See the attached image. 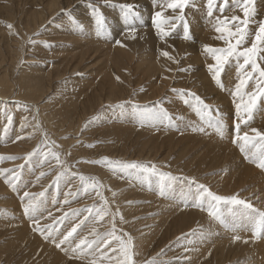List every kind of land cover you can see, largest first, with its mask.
Segmentation results:
<instances>
[{
  "label": "rangeland",
  "instance_id": "1",
  "mask_svg": "<svg viewBox=\"0 0 264 264\" xmlns=\"http://www.w3.org/2000/svg\"><path fill=\"white\" fill-rule=\"evenodd\" d=\"M55 1L61 9L52 13L50 4ZM169 2L0 0V84L2 80L8 83L7 88L0 86V157H5L0 160V187L4 189L0 191V264H120V245L110 233L125 241L132 238L135 264H217L213 253L204 259L197 255L201 246L206 247L204 236L211 237L209 230L216 237L221 231L228 234L227 240L220 236V242L232 244L231 250L264 241V230L256 237L258 212L221 203V222L209 215V197L196 199L198 185L202 184L217 195H237L253 209L264 212V200L259 201L264 196V169L241 152L242 141L237 139L235 128L239 124L241 137L247 133L255 138L248 145L249 155L258 153L261 146L253 129L264 133V97L257 96L251 118L243 111L238 117L236 107L247 103L248 95L257 91L258 73L246 79L241 96H234L243 78L236 61L230 59L224 65L221 87L208 67L215 60L204 51L205 45L226 47L223 40L217 39V19H244L239 0H229L227 6L218 0L211 16L207 0H190L183 11L168 8ZM124 5L131 6V12ZM158 12L162 13L159 18ZM98 15L103 17L102 28L97 26ZM181 16L190 29L188 39L184 38ZM248 19V36L241 49L251 46L259 24L264 22V0H254V15ZM157 23L163 31L158 30ZM126 31L154 38L152 45L144 47L150 56L122 43ZM257 62L264 68V52ZM158 64L167 67L160 70ZM38 80L39 87L32 84ZM31 84L40 92L33 94L36 99L28 100L25 95L33 92L27 89ZM164 112L168 118L163 122L146 119L141 124V114ZM201 127L203 132L194 130ZM221 127L229 130L221 135L217 131ZM214 147L217 152L227 147V152L237 155L234 164L239 165L240 184L244 180L240 177L243 166L254 171V182H245L242 187L233 185L225 193L232 174L228 161L234 155L222 149L223 157H211L210 149ZM38 148L40 151L29 157ZM51 153L59 155V162ZM105 157L113 163L96 162ZM131 162L154 165L159 172L170 173L174 179H164L165 195L161 194L158 176L135 169L122 171L118 166ZM93 183L95 188L90 186ZM174 192L180 194L178 201L173 199L178 197ZM30 198L37 205L31 215L24 211ZM98 211L107 214L100 219ZM194 212L204 216L202 222H183L184 216ZM77 225L76 232L64 241ZM235 225L240 227L236 230ZM81 240L94 243L77 248ZM107 241L111 243L106 246ZM238 255L242 259L245 256L246 261ZM236 256L239 262H247L249 257ZM232 259L225 264L239 263Z\"/></svg>",
  "mask_w": 264,
  "mask_h": 264
},
{
  "label": "snow or ice",
  "instance_id": "2",
  "mask_svg": "<svg viewBox=\"0 0 264 264\" xmlns=\"http://www.w3.org/2000/svg\"><path fill=\"white\" fill-rule=\"evenodd\" d=\"M190 0H170L168 3V8L171 9H183L189 5ZM218 0H207V7H208V16H211L214 11V4H216ZM229 0H222V3L224 6L228 5ZM239 6L241 7L244 15V19H241L238 16H233L229 20V18L225 17L223 20L217 19V24L215 27V31L219 33L220 35L217 37V39H221L225 42L226 47L223 48H214L210 47L208 45L204 46V51L209 52L212 54L215 64L209 65V70L213 72V78L217 81L218 84H220L221 87H223L221 81H220V73L223 71L224 65L228 63L230 59H234L237 64L238 72H240L243 76V78L240 79V82L236 86V91L233 93L234 96H241V88L245 85L246 79L253 78V74L258 73L259 80L257 81V91L253 92L252 94L248 95V101L247 103H240L237 104V116H240L241 111L247 114L248 118H251V113L253 109L257 105V96L264 97V68H261L258 64V58L259 54L261 52H264V22L259 24L258 30L255 33V41L251 44L250 47H245L241 49V45L246 42L248 32H247V26L249 23V17L254 15V0H239ZM124 8L128 9L131 12V6L124 5ZM224 10L223 7L220 8V11L222 12ZM162 13H156L157 18L161 17ZM184 22V38L188 39L190 38V29L187 24V21L184 20V17H179ZM235 24V28L232 27V25ZM97 26L102 28L103 27V17L102 15L97 16ZM159 31H163L160 29V24H156ZM11 27V25H9ZM164 35H168L167 32L163 33ZM235 38V39H234ZM234 39V42H233ZM259 45V47H258ZM163 55L168 56L169 54L167 52H164ZM171 58V57H170ZM241 58H243V63H240ZM251 69L250 71H246L247 69ZM119 79V78H117ZM247 95V93H245ZM194 99L197 101L198 104L203 105V108L205 110L210 111V108L208 105L203 104V101L200 100L199 97H196L195 94H192ZM241 100L243 101V98L241 97ZM120 107H123V105H120ZM200 110V109H198ZM168 118L167 113L164 112L162 115L158 113H152V114H141V124L143 125L144 120L150 119V120H159L160 122H163V119ZM247 122L246 120L244 121ZM236 136L238 140H241L242 143L240 144V150L241 152L245 153L246 158H249L251 162L256 163L258 167L264 169V133L259 132L256 129H253V131L256 133V137L259 138L260 143V150L258 153L249 155L248 151V145L253 142L255 138L249 137L247 133H244V135L241 137L239 135V128L240 125L236 124ZM203 132L204 128L201 127L199 129H194ZM217 131L220 132L221 135H223L222 128H217ZM45 139H47V135L45 133ZM234 143L236 140L233 141ZM54 143V142H53ZM40 151L38 148L33 153L29 154V157L32 155H35L36 152ZM47 155V154H45ZM51 155L59 162V155L57 153H51ZM5 159V157H0V160ZM7 159H17V157H7ZM97 163L100 162H107L109 165H111L113 162L109 161L108 158H103V161H96ZM119 168L122 171H127L129 169H135L138 173L143 172L148 175H156L159 177L160 183H161V194H163V181L167 178H172L170 173H161L156 169V166H147L138 162H131V163H118ZM2 171V170H0ZM43 175V174H42ZM59 179V177L57 178ZM81 179H85L84 177H81ZM91 187L95 188L96 183H93L90 185ZM198 193L196 196L197 201H203L205 197H209V215L214 217L217 220L222 221V217L219 213V205L221 203L226 204H232V205H240L243 206L246 209H252L253 211L258 212V229H257V237H259L260 231L264 230V212H259V210L253 209V205L249 202H247L244 199H239L237 195H231V196H222L217 195L213 193L210 189H208L205 185H198ZM42 195V194H41ZM29 194L25 193V197H28ZM67 202V201H66ZM214 202V203H213ZM105 204H107V200H105ZM199 206V204H197ZM37 210V205L35 203L34 198H30L28 200V203L24 205V211L26 214L31 215L32 212ZM106 212L98 211L97 216L100 219H103L104 215H106ZM121 219L123 217L121 216ZM76 227H73L70 232H68L67 236L64 237V241H67L69 237L73 235L74 232H76ZM113 236V239L119 242L120 245V253L122 256V261L120 264H135V261L133 260V243L132 238L129 236L127 241L122 239L119 236H115L114 234H109ZM235 239L239 240L240 237L236 236ZM64 241H61V243H64ZM87 243L88 247H91V244L93 242H87L86 240H81L80 244H78L76 247L80 248L81 245H85ZM111 241L106 242L107 244H110ZM57 247H60V244H57ZM76 249H73L75 252ZM113 251H116V249H113ZM148 264H155V261H149Z\"/></svg>",
  "mask_w": 264,
  "mask_h": 264
},
{
  "label": "bare ground",
  "instance_id": "3",
  "mask_svg": "<svg viewBox=\"0 0 264 264\" xmlns=\"http://www.w3.org/2000/svg\"><path fill=\"white\" fill-rule=\"evenodd\" d=\"M140 1V0H139ZM141 2H143V1H141ZM139 4V3H138ZM162 5V4H161ZM50 6H51V10H53V12L52 13H55L56 11H57V9L58 8H60L61 9V7L60 6H58V2L57 1H55V2H53V3H51L50 4ZM142 7V6H141ZM70 8V7H69ZM113 8H115V7H113ZM120 8V7H119ZM142 9V8H141ZM111 10H112V8H111ZM114 11V10H113ZM113 11H110V12H113ZM141 12H143V11H141ZM147 12H149V11H147ZM113 13H117V12H113ZM112 13V14H113ZM119 13V12H118ZM51 14V13H50ZM77 14V13H76ZM123 14V13H122ZM125 14V13H124ZM141 14H144V13H141ZM148 14V13H147ZM146 14V15H147ZM149 14H150V12H149ZM148 14V15H149ZM127 15V14H126ZM145 15V14H144ZM147 15V16H148ZM130 16V15H129ZM146 16V17H147ZM138 17V16H137ZM144 17V16H143ZM140 18H142L141 17V15H140ZM143 19H145L146 20V18H143ZM34 20H38L37 18H34ZM140 22H142V20L140 21ZM149 22V21H148ZM37 23H38V21H37ZM41 23V22H40ZM42 23H43V21H42ZM39 24V23H38ZM133 24V23H132ZM145 24V23H144ZM143 24V25H144ZM151 24V23H150ZM150 24H149V26H150ZM124 25V24H123ZM126 26V25H125ZM149 26H148V28H149ZM23 27V26H22ZM38 27H39V25H38ZM137 27V26H136ZM132 28V27H131ZM124 29H126L125 27H124ZM142 29V28H141ZM130 30V29H129ZM134 30V29H133ZM146 31H148V30H146ZM150 31V30H149ZM155 32V31H154ZM126 33H127V31H126ZM123 34V33H122ZM128 35L127 36H123V35H121V36H123V38H122V43L124 42L125 43V45L127 46V47H129V49H132V50H134V51H136V52H138V53H140V54H147V52L145 51V49H144V47L146 46V45H152V43H153V40H154V38H153V40H152V36H148V37H144L143 38V36H144V34H140L139 33V31H137V32H133V33H130V32H128L127 33ZM118 35V34H117ZM148 35V34H147ZM150 35H152V33H150ZM141 36H142V38H141ZM116 37V36H115ZM116 39V38H115ZM120 39V38H119ZM155 41V40H154ZM93 42V41H92ZM86 43V42H85ZM88 43H89V41L86 43V45H85V47H87L88 46ZM155 46V45H154ZM93 47V46H92ZM153 47V46H152ZM88 48H90V47H87V52H88ZM153 48H155V47H153ZM162 49H163V47H161ZM80 49H83V47H80ZM146 49H147V47H146ZM191 49V48H190ZM155 50V49H154ZM192 50H194V47H193V49H191V51ZM15 51V50H14ZM166 51V50H165ZM190 51V52H191ZM90 52H91V49H90ZM163 53V52H162ZM83 54H85V52L83 53ZM89 54V52L86 54V55H88ZM176 54V53H175ZM14 55V54H13ZM16 55V54H15ZM147 55H149L150 56V52L147 54ZM152 55V54H151ZM156 55V54H155ZM162 55V54H161ZM177 55V54H176ZM117 56V55H116ZM143 56V55H142ZM164 56V55H163ZM169 56V55H168ZM85 57H88V56H85ZM85 57H83L82 59H84ZM177 57H178V55H177ZM161 58V57H160ZM165 58V57H164ZM172 58V57H171ZM181 59V58H180ZM85 60V59H84ZM83 60V61H84ZM141 60V59H140ZM168 60H170V59H168ZM81 61V60H80ZM138 61V60H137ZM150 62H152L153 63V60H152V58L149 60ZM157 61V60H156ZM170 61H173V62H175L174 61V59H171ZM82 62V61H81ZM145 62H146V60H145ZM157 62H159V61H157ZM164 62V61H163ZM160 63V62H159ZM167 63V62H166ZM165 64H163L162 66H164ZM158 66H159V68H160V70H164L165 69V67H167V64H166V66L165 67H163L162 68V66H161V64H158ZM168 66H172V63L171 62H168ZM147 71H150V69L149 70H147ZM200 77H201V79L203 80V81H205L206 82V77H204V75L202 74V75H200ZM201 80V81H202ZM29 81H30V79H29ZM104 81H106V82H108V83H110V84H112L113 83V81L111 80V79H106V78H104ZM1 83L2 84H0V86H2L3 85V88H7L6 87V85L8 84L7 83V81H5V80H2L1 81ZM24 83L26 84V87H28V83H27V80L26 81H24ZM156 83V82H155ZM208 83V82H207ZM32 84H34V85H36L37 87H39L40 86V82H39V80L38 81H36L35 83H32ZM32 84H31V86L29 87V88H27V89H31L33 92H31V93H29V94H27V95H25V97L27 96V98H28V100L29 99H31V98H33V99H36L35 98V94H37V91L38 92H40L39 91V88H37L36 86H34V88L32 87ZM209 84V83H208ZM155 87H156V85H155ZM97 89V88H96ZM156 89V88H155ZM95 92V91H94ZM23 94H24V91L22 92ZM26 93V92H25ZM28 93V92H27ZM209 93V92H208ZM34 94V95H33ZM18 95H20L19 94V92H18ZM38 95V94H37ZM158 96V95H157ZM154 98V97H153ZM146 100V99H145ZM226 126V125H225ZM223 127V126H222ZM221 127V128H222ZM224 130H225V128H223ZM222 129V130H223ZM226 129H227V127H226ZM215 130V129H214ZM223 130V133L224 132H227L228 130H229V128H228V130H226V131H224ZM20 132V131H19ZM226 135V134H225ZM182 139V138H181ZM184 140V139H183ZM164 143V142H163ZM208 144V143H207ZM214 144H215V142H214ZM163 145V144H162ZM166 145V144H165ZM164 145V146H165ZM171 145V144H170ZM252 145H250V147H251ZM162 147V146H161ZM169 147V146H168ZM180 147V146H179ZM161 149V148H160ZM222 149H225V152L227 153V155H231V154H233L234 156L228 161V164L230 165V167H231V169H230V171L232 172V174H229L230 175V177L229 178H231L229 181H228V183H227V185H226V187L224 188V192L225 193H228L231 189H230V187L231 186H233V185H236V186H240L241 185V187L244 185V183L245 182H249V183H251V182H254L252 179H251V174H252V172H254V171H252V169H249V168H245V166H243V168H242V171H241V173H240V177L242 178V179H244V180H241L242 182H241V184H240V182L239 181H237V179H240V178H238L237 177V171H238V169H239V165H237V164H234V159H236L237 158V155H235L234 153H232L231 151H228L227 152V147H221V149L219 150V152H217V150H216V148L214 147L213 149H210V152H211V157H217V156H219V157H223V155H224V152H222L221 150ZM162 150V149H161ZM215 163V161H212V163L211 164H214ZM179 169V168H178ZM246 180V181H245ZM225 182V181H224ZM230 182V183H229ZM261 184H263L264 185V183H261ZM118 185V184H117ZM252 185H254V184H252ZM245 186V185H244ZM251 186V185H250ZM172 187V186H171ZM123 188V187H122ZM133 188V187H132ZM193 188V187H192ZM121 189V188H120ZM171 189V188H170ZM4 189H3V187H0V191L2 192ZM134 190V189H133ZM163 190H165V189H163ZM167 190V189H166ZM262 191L261 192H263L264 191V189H261ZM164 192V191H163ZM168 192V191H167ZM260 192V193H261ZM176 192H174V194H175ZM181 193V192H180ZM259 193V192H258ZM163 195H165V193H163ZM172 195V194H171ZM178 196V197H176V198H174L173 197V199L175 200V201H178L179 199H180V194L179 193H177V194H175L174 196ZM145 197V196H144ZM170 198V197H169ZM250 198V197H249ZM3 199H5V198H3ZM262 200H264V196H263V199L261 198V200H259L260 202L262 201ZM47 201V200H46ZM181 201V200H180ZM182 202V201H181ZM264 202V201H263ZM262 202V203H263ZM39 203V202H38ZM173 203H175V202H173ZM261 204V203H260ZM175 205H176V203H175ZM183 205V204H182ZM263 206H264V204H263ZM260 207V206H259ZM166 208H168V207H166ZM257 209V208H256ZM262 210V209H261ZM178 212V211H177ZM224 212H225V210H224ZM185 213V212H184ZM164 214V213H163ZM172 214V213H171ZM230 215V214H229ZM131 217V216H130ZM170 217V216H169ZM230 217V216H229ZM204 218V216L201 214V213H197V212H194V213H191V215L190 214H187L186 216H184V219H182L183 220V222L184 221H197V223L198 222H202V219ZM169 221H171V219L169 220ZM220 221V220H219ZM165 222V221H164ZM216 222H218V221H216ZM215 222V223H216ZM188 223V222H187ZM205 223V222H204ZM221 223V222H220ZM206 224V223H205ZM212 224H213V222H212ZM256 224V223H255ZM173 225V224H172ZM251 225V224H250ZM206 226V225H205ZM213 226H214V224H213ZM236 226V225H235ZM253 226V225H252ZM182 227V226H181ZM238 227H240V226H238ZM237 226H236V230H237V228H238ZM216 228H218V227H216ZM215 228V229H216ZM232 228V227H231ZM211 229V228H210ZM233 229H234V227H233ZM219 230H221L220 229V227H219ZM239 230V229H238ZM241 230V229H240ZM239 230V231H240ZM178 231H180V230H178ZM213 231V230H212ZM242 231V230H241ZM247 231V230H246ZM251 231H252V229H251ZM176 232V231H175ZM182 232V231H181ZM209 233H208V235H210L212 238H214V240L213 241H211V237L209 238V239H206V237L204 236V241H205V243H206V247L205 248H203L202 246H201V252L200 253H197V255H201L202 256V258L204 259L205 258V256L206 255H208L209 253H213L214 254V258L217 260V264H225L228 260H231L234 256H236L237 254H242V255H248L249 257H248V259H247V262H245L246 260V257L245 256H243V259H244V257H245V264H264V241H262V243H260V244H254V243H245V245L244 246H241L240 245V247H238V246H236V247H238V248H236V249H230L233 245L232 244H230L229 242H224L223 240V242H220L221 241V239H220V236L221 237H225V235L226 234H222V231H221V235L220 236H218V237H216L215 235H212L211 233V231L209 230L208 231ZM211 232V233H210ZM214 232V231H213ZM216 232V231H215ZM218 232V231H217ZM245 232V231H244ZM248 232L250 233V231L248 230ZM248 232H247V235H248ZM254 231H252V233H253ZM262 232V231H261ZM260 232V233H261ZM220 233V232H219ZM242 233V232H241ZM251 233V234H252ZM257 233V232H256ZM174 234V233H173ZM232 234H234V233H232ZM235 234H237V233H235ZM244 234V233H243ZM238 235V234H237ZM241 235V237H243V235L242 234H240ZM245 235V234H244ZM255 235V234H254ZM257 235V234H256ZM262 235H263V233H262ZM228 236V234L226 235V237ZM233 238L235 237V236H233V235H231ZM230 236V237H231ZM201 237V236H200ZM209 237V236H208ZM225 237V238H226ZM229 237V238H230ZM245 237V236H244ZM257 237V236H256ZM232 238V239H233ZM261 238V237H260ZM202 239V240H203ZM247 239H249L248 237H247ZM202 240H200V241H202ZM226 240H227V238H226ZM211 241V242H210ZM235 241V240H234ZM249 241V240H248ZM255 242H256V240H255ZM258 242V241H257ZM244 244V243H243ZM201 245V244H200ZM203 245V244H202ZM237 245V244H236ZM239 245V244H238ZM246 249H249V250H246ZM210 251H212V252H210ZM233 256V257H232ZM239 256V255H238ZM255 256V257H254ZM237 257V256H236ZM236 257H234L235 259H237L238 260V258H236ZM233 258V259H234ZM239 258H241L240 256H239ZM16 259V258H15ZM233 259H232V261H233ZM242 259V258H241ZM242 259V260H243ZM216 260H214V261H216ZM184 262V261H183ZM238 262H239V260H238ZM240 262H241V260H240ZM239 262V263H240ZM243 262V261H242ZM241 262V263H242ZM243 262V263H244ZM238 263V264H239ZM242 263V264H243ZM235 264V263H234Z\"/></svg>",
  "mask_w": 264,
  "mask_h": 264
}]
</instances>
